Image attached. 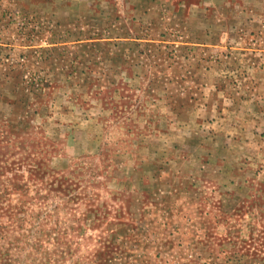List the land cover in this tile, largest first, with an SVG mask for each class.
Here are the masks:
<instances>
[{
    "label": "rangeland",
    "instance_id": "374dc122",
    "mask_svg": "<svg viewBox=\"0 0 264 264\" xmlns=\"http://www.w3.org/2000/svg\"><path fill=\"white\" fill-rule=\"evenodd\" d=\"M0 264H264V0H0Z\"/></svg>",
    "mask_w": 264,
    "mask_h": 264
}]
</instances>
